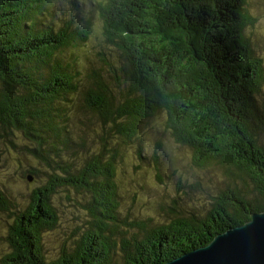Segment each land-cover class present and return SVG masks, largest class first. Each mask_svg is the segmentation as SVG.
<instances>
[{"label": "trees", "instance_id": "1", "mask_svg": "<svg viewBox=\"0 0 264 264\" xmlns=\"http://www.w3.org/2000/svg\"><path fill=\"white\" fill-rule=\"evenodd\" d=\"M50 1L0 0V137L22 135L25 152L49 171L29 203L9 212L2 264H114L118 157L130 146L143 158L141 129L159 114L173 142L190 150V163L218 171L225 187L206 215L141 227L122 242L121 264H166L264 212V65L244 35L254 24L247 0L100 3L101 48L118 53L120 65L104 56L103 67L88 65L81 77L63 52L84 44L90 26L64 13L44 23L40 16L57 14L47 10ZM27 174L39 177L36 168ZM69 187L91 195L93 221L49 260L43 234L59 220L52 197ZM6 202L0 191V208L8 210Z\"/></svg>", "mask_w": 264, "mask_h": 264}, {"label": "rangeland", "instance_id": "2", "mask_svg": "<svg viewBox=\"0 0 264 264\" xmlns=\"http://www.w3.org/2000/svg\"><path fill=\"white\" fill-rule=\"evenodd\" d=\"M106 1L51 0L47 10L57 14L52 19L40 16L44 23H52V20L63 21L64 13L69 21L74 17L79 26L89 24V39L81 46L63 52L65 61L77 62L75 69L81 73L80 77L85 74L88 65L103 67L104 56L115 69L120 65L118 53L101 48L104 30L98 5ZM247 10L254 24L244 28V35L251 50L264 65V0H247ZM262 96L264 81L260 98ZM77 115L84 120L81 124L90 123L86 121L90 118L89 113L77 111ZM166 121L167 118L159 114L143 125L139 145L143 150L142 159L136 147L130 146H125L118 157L116 183L120 208L117 213L118 228L111 240L115 246V254L111 255L114 264L122 263V242L139 233L141 227L155 230L178 217L206 215L214 207V197L225 187L226 181L218 171H201L190 163V150L173 142L166 129ZM75 122L70 124L74 126ZM7 140H11L16 148ZM28 144L20 134L0 137V191L7 199L5 205L8 207V210L0 208V264L9 249V225L14 221L13 214L9 212L15 213L14 209L26 206L32 192L48 179L47 168L25 152ZM35 168L39 177L27 174V170ZM28 175L32 177L31 181L25 178ZM194 183L195 187L190 186ZM90 202L88 192L77 193L70 187L59 188L52 197L59 220L54 231L43 234V250L49 260L56 259L62 250L74 247L75 240L90 227L95 211L88 208Z\"/></svg>", "mask_w": 264, "mask_h": 264}, {"label": "water", "instance_id": "3", "mask_svg": "<svg viewBox=\"0 0 264 264\" xmlns=\"http://www.w3.org/2000/svg\"><path fill=\"white\" fill-rule=\"evenodd\" d=\"M166 264H264V212Z\"/></svg>", "mask_w": 264, "mask_h": 264}]
</instances>
